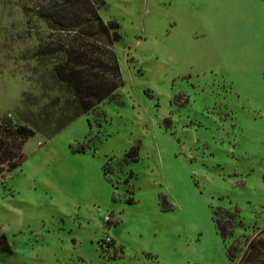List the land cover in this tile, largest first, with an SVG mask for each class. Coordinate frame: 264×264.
Masks as SVG:
<instances>
[{"label": "rangeland", "instance_id": "374dc122", "mask_svg": "<svg viewBox=\"0 0 264 264\" xmlns=\"http://www.w3.org/2000/svg\"><path fill=\"white\" fill-rule=\"evenodd\" d=\"M89 1L117 26L0 0V264L241 260L264 227V0Z\"/></svg>", "mask_w": 264, "mask_h": 264}, {"label": "trees", "instance_id": "16d2710c", "mask_svg": "<svg viewBox=\"0 0 264 264\" xmlns=\"http://www.w3.org/2000/svg\"><path fill=\"white\" fill-rule=\"evenodd\" d=\"M83 1L85 7H87L86 9H88L89 11H91L92 13H94L97 23L99 26H101L103 28V30H105V28H107L108 26L114 28L115 26H117V22L113 21V20H109L108 22H103L99 16L96 14L94 7L92 5V3L89 0H81ZM82 8V7H81ZM46 14L48 15V17L54 21L55 23H57L58 25L61 26V28H68L70 23L68 22V6L65 4H59L56 6H53L49 9L46 10ZM72 73V72H71ZM115 87L114 84L109 85L108 87H100V85L96 86V89H92V91L95 90L94 95L95 97L91 98V100H89L88 102H84V106L83 109H87L89 108L91 105H93L94 103H96L97 101H99L101 98H103L104 96H106V94L111 91V89H113ZM84 99V98H83ZM6 125V124H5ZM5 128L8 127L7 126H3ZM10 131V130H8ZM31 130H26L23 126H17L15 127L13 130H11V134H21L24 135L25 133H30ZM14 163H11V166H13ZM222 232V229H221ZM231 245H228L227 247V254L229 256V258H231ZM261 252V253H260ZM257 256H259V258H257ZM262 259L261 262L264 263V227L260 229V231L257 233V235L254 238H251L248 243L247 246L245 248L244 251V257L241 260H238L236 262H234L233 264H259V260Z\"/></svg>", "mask_w": 264, "mask_h": 264}]
</instances>
